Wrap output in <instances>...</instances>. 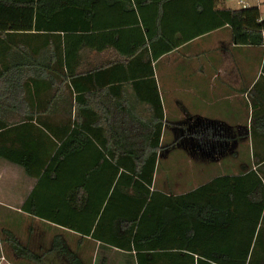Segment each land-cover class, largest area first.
I'll use <instances>...</instances> for the list:
<instances>
[{
  "label": "trees",
  "instance_id": "obj_1",
  "mask_svg": "<svg viewBox=\"0 0 264 264\" xmlns=\"http://www.w3.org/2000/svg\"><path fill=\"white\" fill-rule=\"evenodd\" d=\"M133 1L140 10L139 0H0V159L36 179L21 209L54 224L50 251L68 264H92V257L74 253L66 232L76 235L77 249L102 242L132 252L135 264H264V172L168 192L154 178L160 104L152 123L116 131L103 129L87 103L93 74L83 54L99 52L102 30L116 24L103 9L135 13ZM219 15L236 43H263L257 7ZM107 134L118 144H108ZM2 232L14 253L42 262Z\"/></svg>",
  "mask_w": 264,
  "mask_h": 264
},
{
  "label": "crops",
  "instance_id": "obj_2",
  "mask_svg": "<svg viewBox=\"0 0 264 264\" xmlns=\"http://www.w3.org/2000/svg\"><path fill=\"white\" fill-rule=\"evenodd\" d=\"M140 1V10L133 1L135 13L104 8L103 16L116 24L102 30L107 37L102 36L99 52L83 54V67L93 74L86 77V93H92L87 103L95 114L99 111L102 128L123 131L150 124L159 103L163 120L154 178L158 170L164 179L205 177L191 190L216 177L264 172V43L238 44L230 25L219 24V10L243 8L242 2L264 17V0ZM108 135V144L110 139L118 144L123 136ZM35 183L22 166L0 159V230L13 233L42 259L14 253L2 232L0 264L69 262L50 251L58 233L54 224L21 209ZM165 190L171 192L168 181ZM64 235L84 262L93 256L92 264H100L104 256L113 264L117 252L132 256L123 264H135L132 252L97 242L93 253L87 242L76 248L75 234Z\"/></svg>",
  "mask_w": 264,
  "mask_h": 264
},
{
  "label": "rangeland",
  "instance_id": "obj_3",
  "mask_svg": "<svg viewBox=\"0 0 264 264\" xmlns=\"http://www.w3.org/2000/svg\"><path fill=\"white\" fill-rule=\"evenodd\" d=\"M163 166V163L160 164L159 167ZM156 173L158 174V176L155 177V181H156V187H160V181H161V189L164 188L165 190V181H168V189L169 191L173 192V191H176L177 193L179 192H184L186 190H189L190 188H192L195 184H197L198 182H200L201 180H203L202 178H205V177H202V175H200L199 177H196V178H192V177H186L185 174H183L182 177H177V178H174V179H164L163 177H160L161 173V170H158L156 171ZM165 180V181H164ZM163 187V188H162ZM55 231H58L57 229H55ZM2 231L0 230V237H2ZM71 245L72 247L74 246L75 244V240L74 241H71ZM91 246V250L92 252L94 253L95 250H96V244H94L92 242V244L90 245ZM105 252H108V249H105L103 250ZM105 252H103L104 254H106ZM103 253L100 255V257L103 255ZM129 256H126V254H120V253H115L111 256V260L113 262V264H120V263H125V261H127V259L130 257H132L130 254H128ZM93 257V256H92ZM123 261V262H122Z\"/></svg>",
  "mask_w": 264,
  "mask_h": 264
},
{
  "label": "built area",
  "instance_id": "obj_4",
  "mask_svg": "<svg viewBox=\"0 0 264 264\" xmlns=\"http://www.w3.org/2000/svg\"><path fill=\"white\" fill-rule=\"evenodd\" d=\"M239 1L241 2V0H239ZM242 4H243V7H246V6H247V5H246L245 3H243V2H242ZM261 18H264V17L261 16ZM263 43H264V39H263Z\"/></svg>",
  "mask_w": 264,
  "mask_h": 264
}]
</instances>
